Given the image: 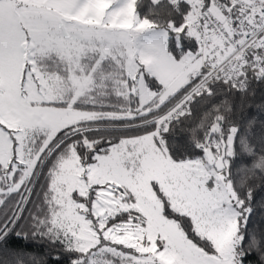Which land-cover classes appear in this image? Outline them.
Returning a JSON list of instances; mask_svg holds the SVG:
<instances>
[{
  "label": "snow or ice",
  "instance_id": "6c2138e0",
  "mask_svg": "<svg viewBox=\"0 0 264 264\" xmlns=\"http://www.w3.org/2000/svg\"><path fill=\"white\" fill-rule=\"evenodd\" d=\"M0 264H264V0H0Z\"/></svg>",
  "mask_w": 264,
  "mask_h": 264
},
{
  "label": "trees",
  "instance_id": "16d2710c",
  "mask_svg": "<svg viewBox=\"0 0 264 264\" xmlns=\"http://www.w3.org/2000/svg\"><path fill=\"white\" fill-rule=\"evenodd\" d=\"M257 99H259V94H258V96H257Z\"/></svg>",
  "mask_w": 264,
  "mask_h": 264
}]
</instances>
